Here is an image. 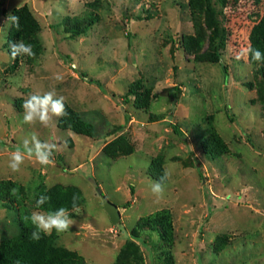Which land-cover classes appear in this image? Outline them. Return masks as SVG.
<instances>
[{"label":"rangeland","instance_id":"1","mask_svg":"<svg viewBox=\"0 0 264 264\" xmlns=\"http://www.w3.org/2000/svg\"><path fill=\"white\" fill-rule=\"evenodd\" d=\"M22 5L39 25L30 63L6 48L4 19ZM263 14L264 0L209 10L188 0H0V180L22 185L31 213L44 212L35 208L40 189L76 187L74 225L52 234L84 264H264V77L250 51L240 55ZM207 49L217 62L203 58ZM52 89L92 136L59 127V117L48 127L23 122V101ZM33 132L57 145L52 163L33 156L13 172L11 153ZM210 133L224 143L218 154L204 147ZM165 172L158 197L152 185ZM90 178L118 206L116 224ZM162 208L171 245L154 232L130 234ZM20 216L0 207V242L19 232Z\"/></svg>","mask_w":264,"mask_h":264},{"label":"trees","instance_id":"2","mask_svg":"<svg viewBox=\"0 0 264 264\" xmlns=\"http://www.w3.org/2000/svg\"><path fill=\"white\" fill-rule=\"evenodd\" d=\"M226 0H188V6L193 9H212L215 2L225 3ZM12 14L20 18V27L17 30L14 26L10 27L7 51L10 53L9 44L12 42L23 41L25 44H31L35 53L34 56L29 57L26 55L19 56L15 59L18 61L25 58L27 62H32L36 55L40 52V43L37 38L39 25L36 19L25 5L14 8ZM91 20H94L92 12L88 15ZM71 34L78 33V29L72 27ZM250 49H259L264 54V14L257 24H255L250 33ZM203 58L208 61L217 62L219 60L218 53L212 49H207L203 52ZM250 59L253 63L260 64V74L264 77V61H255L252 58L250 51ZM67 114L58 118V126L65 129H70L77 134L92 136L94 127L91 123L83 120L76 112L66 107ZM175 132H178L175 129ZM206 152L218 154L223 150L224 143L216 133H210L204 143ZM184 164H192L189 157L184 160ZM152 172V171H151ZM158 174H156L157 176ZM155 176V175H153ZM159 178V177H158ZM15 189V191H13ZM39 194H45L50 197L43 206L37 208L36 200ZM77 196V204L82 199L78 189L74 186L62 187L59 185L50 187L48 189L42 188L39 190L35 200V208L48 212L60 207L68 208L69 212L72 209L73 196ZM24 190L22 185L15 181L0 180V207L8 209H16L20 212L19 219V232L9 238H4L0 242V264H84L82 255L74 250L64 247L56 246L54 244V236L45 235L41 233L39 240L31 239V234L36 231L35 226L31 223V211L24 205ZM71 214V213H70ZM142 231L154 232L160 239H162L168 246L172 242V216L167 208L158 209L148 215L142 216L138 219L135 226L131 229L130 234L139 238ZM132 243L128 242L127 246ZM126 246V248H127ZM134 250L137 247L132 245ZM218 245L217 248H220ZM168 260V255L165 256ZM114 264H127L125 261H118Z\"/></svg>","mask_w":264,"mask_h":264},{"label":"clouds","instance_id":"3","mask_svg":"<svg viewBox=\"0 0 264 264\" xmlns=\"http://www.w3.org/2000/svg\"><path fill=\"white\" fill-rule=\"evenodd\" d=\"M5 24L14 26L17 30L20 27V18L16 15L9 13L4 19ZM10 56L15 60L19 56L35 55L32 45L25 44L22 40L18 42H12L9 44ZM251 51L252 58L255 61H264V54L259 49H244L240 55L246 56ZM59 75L56 79H60ZM23 122L28 125H34L39 122L42 126L48 127L53 122V117H63L67 114L65 107V98L58 96L55 89L44 92L43 94L34 93L28 96L23 101ZM57 145L50 141H42L38 135L33 132L30 139H24L22 147H17L15 151L11 153L9 168L13 172L20 171L21 165L26 158L35 157L36 161L41 165H48L52 163L53 153L57 151ZM168 176L165 172L160 181L154 182L152 185V192L158 197L162 196L164 192L163 180ZM15 191V189H13ZM50 197L45 194H39L36 200L37 208L43 206ZM78 197L73 196L72 199V211L79 212L77 204ZM31 223L35 226L36 231L31 234V239L39 240L41 233L45 235H51L53 230L57 234H62L70 229L74 225V220L71 218V214L66 207H60L48 212L33 211L31 213ZM19 264V261L17 262Z\"/></svg>","mask_w":264,"mask_h":264},{"label":"water","instance_id":"4","mask_svg":"<svg viewBox=\"0 0 264 264\" xmlns=\"http://www.w3.org/2000/svg\"><path fill=\"white\" fill-rule=\"evenodd\" d=\"M90 181L92 182V184L94 185L98 195L101 198L102 201V205L104 210L106 211V213L109 216V219L111 221V223L116 224L120 218V213H119V208L118 206L111 202L102 192V189L99 187L98 183L96 182L95 179L90 178Z\"/></svg>","mask_w":264,"mask_h":264}]
</instances>
